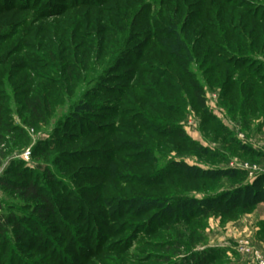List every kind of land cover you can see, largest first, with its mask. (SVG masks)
I'll return each instance as SVG.
<instances>
[{
    "label": "rangeland",
    "instance_id": "1",
    "mask_svg": "<svg viewBox=\"0 0 264 264\" xmlns=\"http://www.w3.org/2000/svg\"><path fill=\"white\" fill-rule=\"evenodd\" d=\"M262 33L264 0H0V264H238L241 213L195 216L264 175L230 166L264 164L236 90L264 79Z\"/></svg>",
    "mask_w": 264,
    "mask_h": 264
},
{
    "label": "trees",
    "instance_id": "2",
    "mask_svg": "<svg viewBox=\"0 0 264 264\" xmlns=\"http://www.w3.org/2000/svg\"><path fill=\"white\" fill-rule=\"evenodd\" d=\"M256 34L255 29L252 30V35ZM264 34V33H262ZM251 45H254V42L250 43ZM262 50L264 51V41H262ZM262 57L264 59V52L262 54ZM182 60H178V67L179 69L183 72V74L187 77L188 81H189V85L192 88V92H193V96H194V101L197 104V106L202 109L205 110V99L203 96V89L201 88V86L193 79V77L190 75V73L187 70V65L185 62H181ZM229 80L231 78V75L228 76ZM258 77V76H257ZM231 81V80H230ZM233 85L229 84L226 85L224 84L223 87H229ZM236 90L237 94H242L244 92H246V95L243 99V103L246 104V102H253L254 104H259L261 103V110H262V118H264V79H257L255 84H247V83H241L239 85H236ZM226 88V89H227ZM235 90V91H236ZM232 101V100H231ZM241 106V104H240ZM179 138L181 140H186L185 136L181 133L179 134ZM249 152V151H248ZM252 151H250L249 153H251ZM180 167H182V169L184 170H188L189 167L186 166L185 164L181 165ZM171 174V173H170ZM180 175H183L184 178L188 179L190 182H201V183H208L211 181H214L216 178L215 176L209 175V174H205V172H200V174H196V175H192L190 176L189 174H184L181 173ZM185 175V176H184ZM189 175V176H187ZM227 174H224V177ZM171 176H173V174H171ZM231 178H235V177H239L241 175L238 174H230L228 175ZM170 177V176H169ZM264 181V175L260 176L259 178H257L255 180V182L252 183V185H246L244 187L241 186H236V188H234L231 191H225V192H219L217 195L207 198V199H202L200 201H206L208 203H210V205H212L211 203H216L215 206H211L209 208H207L205 211H203L201 214H197L196 220H200V218L205 217L208 213L212 212V213H218V214H222L225 216H233V218H237L238 217V213L244 214L248 211H251L255 206L259 205V204H264V191L259 190V186L261 184V182L263 183ZM13 189H15V191L19 194V197H21L22 199H32V200H37V199H41L43 200L45 203H50L51 200H49V198L47 196H44L41 194V191L36 188L35 185L31 184V183H27V184H18L15 187H13ZM264 189V187H263ZM226 196L230 197V199L232 200V204H231V208H226V209H222L220 206V204L222 205V203H225L227 200ZM235 211H237L235 213ZM240 214V215H241ZM235 215V216H234ZM5 220H2L0 218V230L1 229H6V224ZM210 253L208 251H203L202 256L198 257V261H196V264H209L210 262Z\"/></svg>",
    "mask_w": 264,
    "mask_h": 264
},
{
    "label": "crops",
    "instance_id": "3",
    "mask_svg": "<svg viewBox=\"0 0 264 264\" xmlns=\"http://www.w3.org/2000/svg\"><path fill=\"white\" fill-rule=\"evenodd\" d=\"M262 119L264 122V118ZM262 221H264V204H259L250 212L240 215L235 221L226 225L230 229V235L238 237V239L229 240L232 251L236 252L234 253L235 255H237L238 252V244L248 241L241 237V235L245 236V234L249 236L251 243L253 242L256 246L264 250V224H261ZM218 222H216V229L220 230L222 227H220V224L218 225ZM237 260L238 264H253L251 258L246 255H237Z\"/></svg>",
    "mask_w": 264,
    "mask_h": 264
},
{
    "label": "built area",
    "instance_id": "4",
    "mask_svg": "<svg viewBox=\"0 0 264 264\" xmlns=\"http://www.w3.org/2000/svg\"><path fill=\"white\" fill-rule=\"evenodd\" d=\"M24 160L28 159V153H25L22 156ZM231 167H238L244 171L250 172L251 175H260L264 174V164L261 166H249L247 164H243L242 166L237 163H231ZM237 251L242 255L249 256L253 262V264H264V253L257 248L253 247L248 241L240 242L237 246Z\"/></svg>",
    "mask_w": 264,
    "mask_h": 264
}]
</instances>
